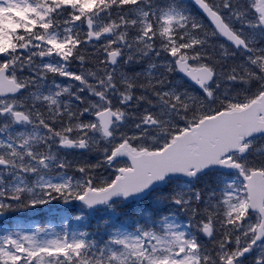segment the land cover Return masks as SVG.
Instances as JSON below:
<instances>
[{"label":"snow or ice","instance_id":"snow-or-ice-1","mask_svg":"<svg viewBox=\"0 0 264 264\" xmlns=\"http://www.w3.org/2000/svg\"><path fill=\"white\" fill-rule=\"evenodd\" d=\"M0 264H264V0H0Z\"/></svg>","mask_w":264,"mask_h":264}]
</instances>
